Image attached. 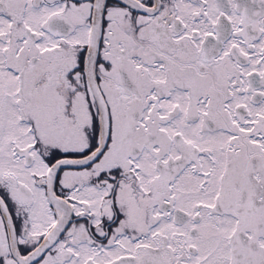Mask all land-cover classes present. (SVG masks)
Segmentation results:
<instances>
[{
	"label": "snow or ice",
	"instance_id": "snow-or-ice-1",
	"mask_svg": "<svg viewBox=\"0 0 264 264\" xmlns=\"http://www.w3.org/2000/svg\"><path fill=\"white\" fill-rule=\"evenodd\" d=\"M0 264H264V0H0Z\"/></svg>",
	"mask_w": 264,
	"mask_h": 264
}]
</instances>
